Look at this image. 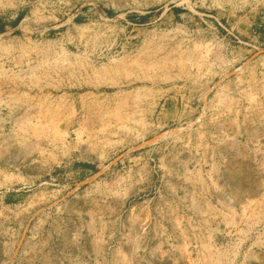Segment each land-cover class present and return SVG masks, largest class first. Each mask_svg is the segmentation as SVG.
<instances>
[{"label": "rangeland", "instance_id": "rangeland-1", "mask_svg": "<svg viewBox=\"0 0 264 264\" xmlns=\"http://www.w3.org/2000/svg\"><path fill=\"white\" fill-rule=\"evenodd\" d=\"M0 25V264H264V0Z\"/></svg>", "mask_w": 264, "mask_h": 264}, {"label": "trees", "instance_id": "trees-1", "mask_svg": "<svg viewBox=\"0 0 264 264\" xmlns=\"http://www.w3.org/2000/svg\"><path fill=\"white\" fill-rule=\"evenodd\" d=\"M174 11L177 12L179 10L178 9H175ZM107 15L110 16V17H112V16H114V13L112 11H108L107 12ZM21 18H22V16H18L17 19H16V21L14 22V24L15 23L17 24L21 20ZM75 21H80V18H76ZM4 31H5V25H0V33H3ZM80 166L82 168H84V169L90 170L91 172H94V173L96 172V169H95V167L93 165H90V164H80ZM6 201H8V200H6Z\"/></svg>", "mask_w": 264, "mask_h": 264}]
</instances>
